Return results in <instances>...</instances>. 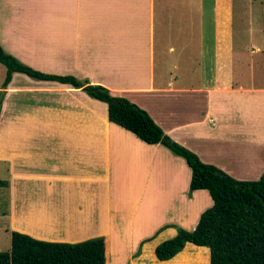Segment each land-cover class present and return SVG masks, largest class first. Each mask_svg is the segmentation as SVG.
I'll return each mask as SVG.
<instances>
[{
	"label": "crops",
	"instance_id": "1",
	"mask_svg": "<svg viewBox=\"0 0 264 264\" xmlns=\"http://www.w3.org/2000/svg\"><path fill=\"white\" fill-rule=\"evenodd\" d=\"M174 1L0 0V44L43 72L108 87L202 161L257 180L264 173V75L253 72L251 53L236 57L224 38L232 31L216 11L229 5L215 0L205 62L204 0H180L182 8ZM2 83L9 230L46 241L105 236L108 264H195L201 253L205 261L197 263L211 264L210 248L191 242L169 260L155 253L177 227L193 230L214 204L207 189L189 194L192 170L183 157L111 122L108 104L81 88L21 72Z\"/></svg>",
	"mask_w": 264,
	"mask_h": 264
},
{
	"label": "trees",
	"instance_id": "2",
	"mask_svg": "<svg viewBox=\"0 0 264 264\" xmlns=\"http://www.w3.org/2000/svg\"><path fill=\"white\" fill-rule=\"evenodd\" d=\"M0 63L6 67L2 88L7 87L16 72L71 84L106 102L111 122L149 144L162 143L186 160L192 170L189 194L207 189L214 204L201 214L193 230L177 227V235L156 247L159 260L175 257L191 242L210 248L211 264H264V173L257 180H239L202 161L194 151L166 134L146 109L124 96L114 95L102 84L72 74L43 72L25 64L1 44ZM6 185L7 181L0 180V187ZM0 264H108L106 237L79 242L46 241L12 230L11 248L0 251Z\"/></svg>",
	"mask_w": 264,
	"mask_h": 264
},
{
	"label": "rangeland",
	"instance_id": "3",
	"mask_svg": "<svg viewBox=\"0 0 264 264\" xmlns=\"http://www.w3.org/2000/svg\"><path fill=\"white\" fill-rule=\"evenodd\" d=\"M217 1L221 6L229 5L228 8L223 7V9L220 8L219 11L216 12H218L219 15L218 20L220 26L223 28H230L232 31L231 35L224 36V38L230 37V40L232 43H234L235 56L242 57L251 53L250 56L251 59H253V72L256 74V76L264 75V51L255 55V52H251V49H256L257 46H264V0H230L229 4V0ZM215 3V0H204L203 19L204 29L207 32L204 42L205 62L211 59L212 51L210 48L214 44L213 28L214 16L216 17V15H214L215 11L213 10ZM174 6L180 8L183 7L180 0H175ZM3 7L4 6L2 5V10ZM179 11L182 10L174 9V12ZM172 21L177 22V20L174 19ZM2 24L4 23L2 22ZM2 24H0V32L3 30ZM5 76L6 67L0 63V84L4 81ZM5 171L6 169L4 163L0 161V180L5 181ZM9 209V194L4 187H0V251H7L11 248V230H9L8 223L4 218L5 213L9 211ZM145 229L146 227L144 226V230ZM201 254H197L194 260L191 261L195 262V264H199L197 261H205ZM112 262V264H131V259L112 258Z\"/></svg>",
	"mask_w": 264,
	"mask_h": 264
},
{
	"label": "water",
	"instance_id": "4",
	"mask_svg": "<svg viewBox=\"0 0 264 264\" xmlns=\"http://www.w3.org/2000/svg\"><path fill=\"white\" fill-rule=\"evenodd\" d=\"M4 96H5V90L2 89V90L0 91V112H1V109H2V107H3V99H4Z\"/></svg>",
	"mask_w": 264,
	"mask_h": 264
}]
</instances>
